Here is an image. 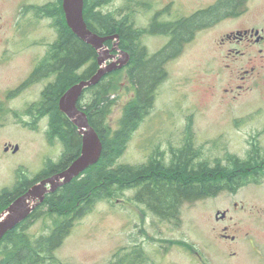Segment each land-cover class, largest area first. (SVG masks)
I'll use <instances>...</instances> for the list:
<instances>
[{"label":"rangeland","instance_id":"rangeland-1","mask_svg":"<svg viewBox=\"0 0 264 264\" xmlns=\"http://www.w3.org/2000/svg\"><path fill=\"white\" fill-rule=\"evenodd\" d=\"M18 1H0V14L13 10ZM49 1L52 0L32 2L44 5ZM168 1L113 0L104 13L119 11L120 17L129 16L135 28L144 32L141 45L152 56L170 42L165 34L151 33L156 15L158 22L168 24ZM176 1L188 14L214 0ZM149 5L154 7L151 12L150 8L146 9ZM262 9L256 7L253 16L262 15ZM231 25L228 21L209 32H196L166 61L165 77L156 90L152 108L132 134L119 165L139 167L154 158L169 165L177 154L186 150L197 157L194 165L206 163L210 167L218 163L227 167L229 157L242 161L249 157L264 159V70L253 79H246L243 85L239 70L245 58L234 64L219 49L220 40H215ZM37 29L26 39V29L6 28L5 36L11 40L32 43L38 40L43 46L17 48L12 55L2 46L0 101L5 100L6 92L21 84L30 69L32 56L48 53L58 38L57 30L47 22ZM10 56L12 60L8 61ZM229 63L231 68H226ZM85 69H80L78 74L82 75ZM120 71L111 80L115 87L110 96L114 107L106 117L112 132L118 129L123 110L134 96L125 67ZM108 82L109 79L105 83ZM46 85L47 82L30 87L2 105L0 194L13 190L23 177L34 180L49 162L57 164L63 158L62 143L57 137L53 141L49 138V117L37 126L28 124L30 118L26 117V112L31 110L28 102L37 100ZM236 85L245 87L232 93ZM7 145L19 146L20 151L7 154L4 151ZM138 192L126 190L89 207L73 222L69 234L55 251L54 264H264V222L257 220L264 214V177L259 183L248 184L235 192L184 202L169 218L157 216L137 201ZM235 203L239 204L238 208ZM225 209L231 210L232 219L217 222V211ZM46 212L44 208L41 218L30 222L27 229L30 236L37 239L50 233L51 220ZM228 225L230 236L239 238L236 243L219 239V232Z\"/></svg>","mask_w":264,"mask_h":264},{"label":"trees","instance_id":"trees-1","mask_svg":"<svg viewBox=\"0 0 264 264\" xmlns=\"http://www.w3.org/2000/svg\"><path fill=\"white\" fill-rule=\"evenodd\" d=\"M112 1L98 0L95 3L102 6ZM84 2V19L91 31L98 35H119L120 50L130 56L125 69L134 96L123 110L118 129L112 132L106 123V117L114 107L110 100L115 92L114 81L111 80L121 71L109 73L98 85L85 90L78 108L87 114L90 125L102 141V157L70 184L48 194L44 203L27 220L5 235L0 241V264H54V253L69 234L73 222L95 202L111 199L126 190H139L135 195L137 201L145 204L157 216L169 218L179 211L184 202H194L222 192H235L248 184L259 183L264 177V169L259 168L264 165V159L260 160L259 157H249L245 161L229 157L227 167L221 163L210 167L206 163L194 165L197 157L190 155L188 150L177 154L169 165L159 158L139 167L119 165L118 161L132 134L152 108L156 90L165 77L164 64L179 47L190 41L187 39L197 30L200 18L185 19L172 27L168 24L153 25L151 33L160 32L174 38L163 50L150 56L141 45L144 32L135 28L129 16L120 17L122 12L119 11L104 15L93 13L88 10L90 0ZM234 2L226 1L217 11H229ZM66 31L71 33L67 27ZM182 38L186 40H178ZM113 44V41L108 42V47L112 48ZM87 63L91 64V68L82 75L78 74ZM45 67L56 77L45 91V100H49L45 114H50L52 118L49 138L53 141L57 137L62 143L63 158L57 164L49 162L34 180L23 177L13 190H4L0 194V215L32 186L63 172L80 156L82 137L76 126L60 111L59 101L68 89L97 73L98 53L77 36L73 38L66 34L51 46ZM108 79L110 82L105 83ZM44 208L51 220L50 233L36 239L27 233V229L31 221L41 218Z\"/></svg>","mask_w":264,"mask_h":264},{"label":"flooded vegetation","instance_id":"flooded-vegetation-1","mask_svg":"<svg viewBox=\"0 0 264 264\" xmlns=\"http://www.w3.org/2000/svg\"><path fill=\"white\" fill-rule=\"evenodd\" d=\"M32 1L34 0H19L18 5L13 10L0 14V49L2 48V46L5 47V49L7 48L8 53L9 51H11V53H9L11 55L17 50V48H27L29 46L39 47L41 45L40 42L42 41L39 42L37 40L32 43L28 40H11V37L5 36L6 28H8L9 30L14 28L16 31H19L20 28L26 29L24 35L25 38L28 39L27 36H32L33 34L30 32H34L35 29L39 28V26L41 25L43 26V24L47 22L48 25L57 30L58 38L55 43L60 40L61 36L63 35L66 36V34H69V36H72L73 38H75L76 36L72 31L71 33H67L66 31V27H69L63 9L64 0H52L44 5L35 4ZM97 1L98 0H90L88 10L93 13L100 12L103 15L107 14L104 13V9L105 7H107V4H101L102 6H98L97 3H95ZM226 1L233 0H214L209 4L198 6L193 11L185 14L181 3H178L176 0H169L167 15L168 26L172 27L176 24L178 25L185 19L195 18L196 20H198L200 18L199 24L196 25L197 30L195 31V33L197 32L196 34H198L201 32H209L215 29V27H217L218 25L229 21V23H231L232 25L228 27L227 30L223 31L215 40H220L218 43L219 49L225 54L226 58L232 59V62H234V64H236V62H238L240 58H245V61H243L242 63L243 67H241L239 70V74L241 75L239 79L243 82L244 85L246 79H253L258 74H262V70H264V0H234L235 2L232 6H230L231 9L229 11L227 10L225 11V13H222V11H217L220 6L224 5ZM256 7H263V14L254 17L253 11ZM153 8V5L146 6V9H149L148 11L150 12L153 10ZM209 12L212 13L208 14ZM157 17L158 15L154 17L153 23L151 24L152 27L155 24H166L164 23V21L158 22ZM90 21H92V19H90ZM193 35L189 39L194 37ZM99 36L105 38L106 40H120V37L117 34H104ZM113 37L114 39H111ZM173 38L174 37L171 36L169 40H173ZM178 40L186 39L182 38ZM108 42L105 44L107 47L109 46ZM41 46H43V44ZM113 49L114 44L112 48H109V50ZM115 52L116 51H112V54L117 55ZM48 56L49 52L45 55L43 53H38L32 56V59H30V69L25 75L23 81L14 90H11L9 93L6 92L7 94L5 93L4 99L7 100L10 99L13 95H20L21 93L35 85H41L47 82V88L51 83H53L56 77L45 67V60ZM11 57L12 56L8 57V61L12 60ZM2 61H4V59ZM84 67L86 68L85 72H87L91 68V64L87 63ZM226 68H231V64H227ZM243 85L234 86V88L231 89V92L234 93L236 90H243L245 87ZM46 88L41 90V93L37 95V100L28 102L30 103L29 107L31 109L30 113L29 111L26 112V117L30 118V122H28V124L31 123L32 125L37 126V124L43 121V119L46 117H49L51 121V115L45 114L44 111L45 107H47L49 103L48 99L47 101L45 100ZM83 96H85V92L80 98L78 104L81 103L82 99L84 98ZM5 100L0 101V117L4 112V108L2 107V105L3 103H5ZM17 147L18 150L16 151ZM6 149H8V151H6ZM4 151L7 154L10 152L16 154L20 151V148L19 146L13 147L12 145H7L5 146ZM260 168L264 169V166H260ZM234 206L235 208H238L239 204L235 203ZM230 213V209H225L223 210V212L218 210L215 219L219 223H225V221L232 219ZM259 216L261 218L259 217L257 218V220L260 219L264 222V214L262 213ZM229 230V225L224 226L221 229V232H219V239L222 241L236 243L239 239L238 236H230ZM233 255L235 256L237 255V253L235 252L233 253Z\"/></svg>","mask_w":264,"mask_h":264},{"label":"water","instance_id":"water-1","mask_svg":"<svg viewBox=\"0 0 264 264\" xmlns=\"http://www.w3.org/2000/svg\"><path fill=\"white\" fill-rule=\"evenodd\" d=\"M84 6V0H64L63 3L68 27L82 42L92 46L97 51L99 70L89 80L81 81L68 89L59 101L60 111L71 120L82 136L80 156L64 172L42 180L31 187L26 194L14 201L0 215V241L8 232L27 220L34 210L44 203L48 194L70 184L90 167L96 165L102 157V141L90 125L87 114L80 110L77 104L86 89L98 85L109 73L126 67L130 61V56L121 51L117 44L113 50H109L105 44L114 40H106L88 28L84 19ZM112 51L118 52V55H113ZM118 57L119 60H116ZM110 60L113 62L107 66L106 63Z\"/></svg>","mask_w":264,"mask_h":264},{"label":"bare ground","instance_id":"bare-ground-1","mask_svg":"<svg viewBox=\"0 0 264 264\" xmlns=\"http://www.w3.org/2000/svg\"><path fill=\"white\" fill-rule=\"evenodd\" d=\"M116 39H118V38H116ZM114 42V47L116 46V44H117V46L119 47V40H114L113 41ZM108 49H109V47H108ZM120 49V48H119ZM65 115V114H64ZM67 117V116H66ZM68 118V117H67ZM69 119V118H68ZM71 121V120H70ZM77 128V127H76ZM93 128V127H92ZM94 129V128H93ZM77 131H78V129H77ZM78 133H79V131H78ZM97 133V132H96ZM80 134V133H79ZM98 134V133H97ZM81 136V135H80ZM82 137V136H81Z\"/></svg>","mask_w":264,"mask_h":264}]
</instances>
